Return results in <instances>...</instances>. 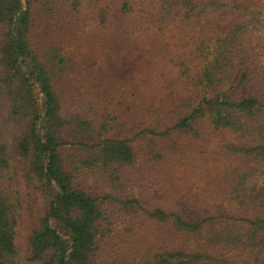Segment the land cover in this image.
<instances>
[{
	"label": "trees",
	"instance_id": "obj_1",
	"mask_svg": "<svg viewBox=\"0 0 264 264\" xmlns=\"http://www.w3.org/2000/svg\"><path fill=\"white\" fill-rule=\"evenodd\" d=\"M41 0H0V100L9 98L18 106L6 109L3 121L19 124L15 145L19 155L31 159L34 173L48 193L46 209L28 238L31 264H97L98 238L103 236L100 222L105 219L103 199L92 197L74 184L67 170L63 151L68 141L57 140V129L65 121L59 114L56 90L52 85L53 65L41 59L39 45L31 34L33 5ZM66 9L70 20L84 0H43ZM154 7L164 20H172L196 29L193 51L199 63L194 73L175 60L183 75L195 80L198 95L195 105L186 115L178 116L170 127L152 129L143 127L139 134L161 136L171 130L197 134L195 118H203L213 128L231 133H245L248 144H227L235 166L234 179L227 185L229 193L221 201L236 204L234 210L254 206L260 209L252 214L189 213L180 207L156 205L144 208L134 197H121L116 192V203L134 214L150 218L157 225V243L126 259L130 264H236L232 258L212 255L228 245L242 247L251 264H261L259 255L264 250V11L258 0H153ZM242 3L237 6L239 3ZM241 14L233 16L235 10ZM132 10L125 1L116 6V13ZM127 10V11H126ZM263 16V19L260 18ZM238 20V21H237ZM216 25L219 31H209ZM260 49V50H259ZM258 90V91H257ZM2 91L4 93H2ZM5 97V98H3ZM1 103V101H0ZM18 118V119H17ZM13 123V124H14ZM105 121L79 122L85 130L92 129L98 139L91 143L75 142L82 150L75 157L81 169L96 168L116 176V189L121 170L133 164L135 155L131 137L102 136ZM11 127H9V130ZM9 139V138H8ZM8 141L0 138V171L7 165L5 152ZM160 157V155H157ZM262 159V160H261ZM238 162V163H237ZM201 184V183H200ZM210 185V186H209ZM205 184L203 195L213 189ZM225 187V188H227ZM223 194V193H222ZM206 196V195H205ZM208 197V196H206ZM111 195H105L110 199ZM230 207V205H229ZM8 202L0 193V264H14V229L8 213ZM232 208V207H231ZM224 218L225 220H223ZM230 222V226L223 224ZM221 223L220 226H216ZM192 243L187 245L188 240ZM174 243H178L175 246ZM259 251L258 253H256Z\"/></svg>",
	"mask_w": 264,
	"mask_h": 264
},
{
	"label": "rangeland",
	"instance_id": "obj_2",
	"mask_svg": "<svg viewBox=\"0 0 264 264\" xmlns=\"http://www.w3.org/2000/svg\"><path fill=\"white\" fill-rule=\"evenodd\" d=\"M123 1L132 10L116 13V6ZM257 5L264 11V0H258ZM80 8L68 20L63 6L43 0L36 2L31 34L39 45L41 59L53 65L52 85L58 97L59 114L67 121L57 129L56 136L57 140L69 143L62 154L63 162L75 185L104 200L106 217L100 222L101 230L104 229L103 236L98 238L96 263L130 264L127 258L157 243V224L117 204L116 192L121 197H134L147 210L162 204L189 213V205L193 204L196 208L192 213L198 214H228L231 210L250 215L260 211L253 205L234 210L236 204L229 207L221 201L229 194L227 185L234 179L231 171L236 162L225 146L237 142L248 144L246 132L239 136L213 128L203 117L193 120V125L199 128L195 135L171 130L161 136H136L143 127L160 130L170 127L178 116L186 115L195 105L198 95L195 80L184 76L175 60L182 61L191 74L197 69L200 56L193 51L196 29L164 20L153 0H84ZM241 13V9L235 10L231 22H236L233 16ZM208 28L220 30L216 25ZM263 28L262 25L260 29ZM194 56H198L195 61ZM8 100V97L0 100V138L8 140L4 149L8 162L0 171V193L8 202L13 223L14 264H31L29 234L39 225L49 196L34 173L31 159L17 151L19 124L13 120L9 124L3 122L6 109L18 106ZM82 120L91 121L95 129L94 121H105L101 137L134 134L130 140L134 162L121 170L119 189H116V176L113 180L110 172L99 168L75 170L83 167L75 163V157L82 154L75 142L91 143L99 137L94 130L80 127ZM206 183L214 185V191L205 192L208 197L199 188ZM107 194L111 195L110 199H105ZM223 224L230 226V222ZM190 240L187 245L192 243ZM236 247L228 245L223 251L217 247L212 255L230 257L236 264H251L252 258L247 259L245 249ZM259 260L264 264V250Z\"/></svg>",
	"mask_w": 264,
	"mask_h": 264
}]
</instances>
